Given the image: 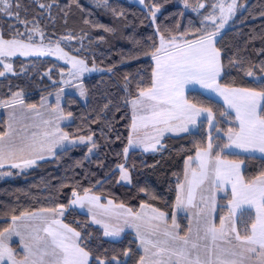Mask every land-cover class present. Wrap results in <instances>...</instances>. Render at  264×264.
I'll return each instance as SVG.
<instances>
[{
    "label": "trees",
    "instance_id": "16d2710c",
    "mask_svg": "<svg viewBox=\"0 0 264 264\" xmlns=\"http://www.w3.org/2000/svg\"><path fill=\"white\" fill-rule=\"evenodd\" d=\"M212 0H188L189 8L201 2ZM13 13H0V36L10 39L20 32L22 22H38L53 36H71L82 40L85 47L73 54L87 60L88 64L100 67L99 75L86 79L84 83L87 102L81 103L76 96H66L63 111L71 113L72 121L63 126L70 138L92 137L95 153L88 156L89 145L65 148L57 151L52 158L40 161L25 172L11 170L10 177L0 180V230L12 223V215L23 212L33 213L41 209H58L64 205L68 209L76 190L83 195L85 189L100 196L103 202L112 200L138 212L142 203L164 211L170 220L174 212L177 183L184 178V165L189 156L196 154V144L207 145L209 133L213 143L223 147L227 140L224 134L235 124L220 115L227 111L224 105L200 91L190 90L186 97L190 102L211 107L215 113L217 126L209 129L203 122L195 132L180 136L165 137L155 153L134 150L125 156L132 122L130 101L136 98L139 86L151 84L152 68L150 55L153 41L159 46V33L165 36L189 32L186 37L200 34V24L191 12L186 11L184 0H146L144 7L128 4L122 0H111L107 8L88 5L85 0H12ZM38 2L46 3L49 10H42ZM243 6L230 26L217 39L216 47L221 51V86L254 87L253 78L245 71L255 66L257 77H264L259 65L264 62V0H239ZM158 7L160 12L152 21L150 8ZM16 12V13H15ZM116 13L115 15L113 13ZM17 16L19 19H17ZM88 23H85V21ZM104 28L112 31L106 32ZM103 37V39H101ZM77 48L78 42L74 43ZM76 49V48H75ZM70 52V53H71ZM243 60L240 65L230 63ZM13 74L0 78V100H7L13 93L21 92L26 103L39 104L41 94L52 90L49 76L57 80L60 71L67 68L50 58H13ZM0 71L3 66L0 64ZM6 130V121L0 117V132ZM219 149H217L218 151ZM247 155L228 153L222 158L237 161ZM244 159L242 175L251 181L264 171V160L255 156ZM125 163L131 183L120 182L118 167ZM144 190V191H142ZM145 192L151 195H145ZM152 196L156 198L153 199ZM228 194L219 198L215 222L228 215ZM243 213V215H241ZM237 217V227L250 230L255 219L253 210H243ZM64 222L80 231L81 245L90 252V264H98L105 259L106 264H115L116 256L125 264H138L142 255L137 238L125 232L121 239L111 241L104 238L102 229L92 223L90 217L77 210L69 209ZM180 234L188 232V217L178 218ZM15 251L19 244L13 243ZM128 252V256L124 253Z\"/></svg>",
    "mask_w": 264,
    "mask_h": 264
},
{
    "label": "snow or ice",
    "instance_id": "6c2138e0",
    "mask_svg": "<svg viewBox=\"0 0 264 264\" xmlns=\"http://www.w3.org/2000/svg\"><path fill=\"white\" fill-rule=\"evenodd\" d=\"M140 2L144 4L146 0ZM98 3L106 6L107 0H98ZM11 4L12 0H0V13L11 15ZM184 4L187 7L188 0H184ZM239 7L242 6L237 4V0L229 3L218 0V3L212 5V12L204 16V21L210 22L214 27L209 29L204 25L199 30L200 34H193L191 39L186 38L188 31L178 36H165L157 26L159 46L153 41L152 50L145 53L154 61L151 84L139 86L136 98L126 101L131 104L133 114L125 154L130 147H141L145 152L158 151L157 145L162 147L161 138L165 133L190 132L203 122L202 117L205 116L209 128L220 132L212 108L187 99L184 93L188 85H199L215 92L223 99L226 109L235 113L236 123L227 129V143L223 147L214 144L209 133L207 145L196 144L195 157L189 156L185 161L184 181L177 183L174 209H182L188 213V232L185 235L180 234L175 211L169 225L164 211L146 203L140 205L141 211L134 212L130 208L125 209L123 205H114L112 200L104 205L101 197L90 194L88 189H85L83 196L76 190L72 192L74 199L70 203L80 208L87 206L92 214V223L103 228L104 236L118 237L125 227L135 231L139 247L144 253L138 264H264V171L251 181H246L241 172L244 159L256 158L253 154L259 153L264 160V77L256 76L255 66L245 71L242 67L244 61L241 59L232 60L230 63L240 65L238 70L245 71V75L253 78L251 83L254 87L221 86L218 82L223 64L221 51L216 47L217 36ZM199 8H205V4L200 3ZM217 8L219 15L216 14ZM158 11V7L149 9L153 22ZM104 31L110 32L112 29L104 28ZM32 33L43 36L39 28L34 27L29 31L26 40L21 38L24 34L18 30L12 39L0 38V57L58 54L59 59H65L71 64L73 71L70 75L73 79H78L84 72L95 70L94 66L90 69L85 60L69 56L59 46V42L54 48L48 49L43 45H36ZM0 63L5 70H11L10 63L3 60ZM259 68L264 72V62ZM4 74V71H0V76ZM61 83H67L63 77ZM77 87L83 97V87ZM59 104L60 94L57 93L56 107L51 109L53 116L43 121L50 130L46 129L40 135H21L16 132L13 123L9 122L8 128L0 132V168L5 165H10L11 168L33 166L36 160L45 159L46 154H52L64 141L74 143L69 140L68 133L61 131L59 121L64 118V113ZM18 105L32 111L37 110L35 104L25 105L20 92L13 93L7 100H0V107L13 109V121ZM47 106V98L42 97L41 107ZM68 115L71 116V113ZM220 115L231 119L228 111L221 112ZM87 139L91 140V137ZM84 140L85 137H79V142L83 143ZM225 149H237L249 155L237 161H227L221 158ZM193 160L197 162L195 168L191 167ZM120 171L121 179L128 180V173L123 165L120 166ZM5 175L11 173L0 172V176ZM226 185H231L232 198L228 203V215L220 217L217 227L212 219V213L217 209L216 193ZM145 195L151 194L145 192ZM198 197L199 203H196ZM243 205L255 208L256 217L251 222L250 230L245 226L241 234L236 215L237 209ZM117 207L123 210L113 211ZM145 208H150L151 211L144 212ZM93 209L103 211L96 213ZM41 211L50 215L38 216L29 212H23L20 216L12 215V223L0 230V264H90L91 254L80 243L81 232L61 219L65 206H59V211L56 208ZM98 216L109 219H99ZM192 218L195 219V228ZM112 219L116 223H112ZM28 220H39L43 227L21 231L18 222ZM24 227L27 229L28 226ZM161 234L167 240L158 239ZM14 236L19 238L20 251H14L11 247ZM128 254L127 251L124 253L125 256ZM112 260L115 264H125L116 256ZM98 264H106V260L99 259Z\"/></svg>",
    "mask_w": 264,
    "mask_h": 264
},
{
    "label": "rangeland",
    "instance_id": "374dc122",
    "mask_svg": "<svg viewBox=\"0 0 264 264\" xmlns=\"http://www.w3.org/2000/svg\"><path fill=\"white\" fill-rule=\"evenodd\" d=\"M110 1L111 0H107V5L104 6L103 4L98 3V0H85V2L88 5H91V6H94V7H103L104 9L108 7V5L110 4L109 3ZM122 1H125L128 4H135L137 6L144 7V4H142L140 2V0H122ZM229 2H231V0H225V3H229ZM201 3H204L205 4V8L200 9L199 8V4L200 3L198 5H196L195 7H191V8L186 7L184 3H182V5L186 9V11L191 12L192 15H194L197 18L198 23L200 24V30L203 28L204 25H207V27L209 29H211V28L214 27V25H211V23L208 22V21H204V16H206L210 12H212V5L214 3H218V0H212L211 2L210 1L209 2L203 1ZM237 4H239V0H237ZM41 5H44V6L41 7ZM38 7L40 9H42V10H45V9L46 10H49V6H47L46 3L38 2ZM243 7H244V5L242 7H239L236 10L235 15L240 10H242ZM194 8L195 9H198V10L197 11H194L193 10ZM14 10H13L12 4H11V9H10L11 13H13ZM159 12H160V9L156 13V15ZM216 14L219 15V9L218 8L216 9ZM12 15H14V13ZM235 15H233L227 21V23L224 25V27L220 30V32H219V34L217 36V39L230 26V24H231L232 20L234 19ZM151 18H152V21H153L152 15H151ZM34 27H38L39 30H40V32L43 33V36H41V35H39L37 33H32L33 40L35 41L36 45H38V46L43 45L46 49H48V48H54L56 46L57 42H59V46L63 49L64 52H67L69 56H73V57H76L78 59H83V60H85L87 66L90 69L93 68V65L88 64V62H87L86 59H84L82 57H79V56H77V55H75V54H73L71 52V51H78V50L81 49V47H85V44L83 43L82 40L76 41V39L73 38V37H71L70 35L69 36H67V35L66 36H53V35H48L49 33L44 28H42V26L38 22H34V21H32V22H22V28H21L20 33H23L24 36L21 37V38H23V39L26 40L29 31L31 29H33ZM0 38H2V37L0 36ZM12 38H10V39H12ZM159 39H160V37H159ZM76 42H78L80 44V47L78 46V48H77L76 46H74L75 45L74 43H76ZM15 57H20V58H23V59H26V58H50V59L55 60L57 63H60L61 65L66 66V68H67L65 71H60L59 72L57 80H55V79L53 80V79H50L49 78V81H50L51 86L54 85L55 88L41 94V100H40L39 104L37 105V110L36 111H32V110L28 109L25 106L18 105L17 106V109L15 111V117L16 118L13 121L12 120V115H11L12 112H13V109L0 107V117H3L4 120L6 121V129L8 128L9 122H12L13 123V126H14V128L16 130V132L19 133V134H21V135H23L25 133L27 135H29V136H31L32 133H37V135H40V134L43 133L44 130H46V129L50 130L49 126L46 125V124H44L43 121L44 120H47V119H50L53 116V113H52L51 109L54 108V107H56V104H57V93L60 94V104H59V107L62 110H63V105L65 103V98H66V96H69V95L76 96L80 100L81 103H86L87 102V94H86V91H85V87H84V83L83 82L86 79L90 78V77L99 75L103 71L100 67H97V66L94 65L95 70L84 72L78 79H73L72 76L70 75V72L73 71L72 70V67H71V64L68 63V62H66L65 59H59L58 58V54L50 53V54H46V55H29V56H21V55L17 54L15 56H11V57H0V60H3L5 63H10L12 65L11 70L8 71V70H5L4 69V65L2 63H0L3 66V71L5 73L3 76H0V78L5 77L7 75L13 74V71H14V69H13V58H15ZM49 72H50V70L48 72H46V73H49ZM47 76H50V74L47 75ZM62 77H63V80L66 81L67 83H61ZM53 81H55V83ZM77 85H80V86L83 87V89L85 91V95L83 97L80 95V92L78 90ZM61 88L63 89L62 92L60 91ZM42 97H46L47 98V105H48L47 107H41ZM22 98L24 99L25 105H28L26 103V100H25L23 94H22ZM226 110L229 111L228 109H226ZM37 112L40 113V114H37ZM63 113H64V111H63ZM234 118H235V116H234ZM71 121H72L71 116L66 115L64 113V118L59 121V125H60V128H61V131L62 132H65L63 130V126L69 124ZM235 123H236V121H235ZM87 138L88 137H85L84 142L81 143V142H79V138H70L69 137V140L70 141H74V143H70L69 141H64L61 146H59V147H57V148L54 149V151H53L52 154H50V155L46 154L45 159L52 158L57 151L63 150L65 148L74 147V146H81V145H89L90 146L91 151L89 149L88 156H91V155H93L95 153V147L93 146V139H92V137H91V140H88ZM132 148L133 147H130L129 148L128 153L125 154V156H127L130 151H134V150H137V151H140L142 153H145L142 150L132 149ZM155 152H157V151H155ZM155 152L152 151L150 153H155ZM45 159H42V160H45ZM42 160H39V159L36 160V163L33 166H30V167H27V168H24V167H22V168H11L10 165H5L4 168H0V172H10L12 169L13 170H18V171H21V172H25V171L29 170L30 168L34 167L37 163H39ZM17 162H19V161H17ZM122 165L125 167V163H123ZM120 166L118 167V170L119 171H120ZM191 167H193V168L197 167V163L195 161H192ZM184 169H185V165H184ZM126 171L128 173V180H122L121 179V171H120V182L122 184L129 185L131 183V176H130L129 170L126 169ZM184 174H185V170H184ZM9 177H10V175L0 176V180H3L5 178H9ZM183 181H184V178H183ZM227 187H228V185H226L223 190H220V191H218L216 193L217 208L220 206L219 198L220 197H225V195L228 194V191L226 190ZM90 194L96 195V194H94L92 192H90ZM222 194H223V196H222ZM83 195H81V196H83ZM96 196H98V195H96ZM228 196H229V200H228V202L226 204L227 207H228V203L230 201V195L228 194ZM73 199H74V197H73ZM107 202H108V199L106 200V202H103V199L101 198V203L102 204L107 205ZM196 203H199V197L197 198ZM113 204L116 205L115 203H113ZM244 206L245 205H243L242 207H244ZM124 208L125 209H128V207H126V206H124ZM69 209L77 210V211H79L81 213H84V214L88 215L90 217V219L92 220V214L89 213L87 206H85L84 208H80V207L75 206V205H72L70 203L68 209L65 208L64 215L61 217V219H62L63 222H64V220H63L64 219V216H65L66 212ZM239 209H237V214H238V210ZM122 210L123 209H120L118 207L113 209V211H117V212L122 211ZM246 210H248V209H246ZM57 211H59V208L57 209ZM102 211H103L102 209H93V212H96V213H99V212H102ZM139 211H141V209ZM143 211L144 212H150L151 209L150 208H145V209H143ZM174 211L176 212V220H177V223L178 224H179L178 218L181 215H184V216H187L188 217V228H189L190 217H189L188 213L185 210H182V209H174ZM192 211L194 212L195 209H193ZM216 211H217V209H216ZM216 211L214 213H212V219H213V222L215 224H216V222H215ZM33 213H36L38 216H48V215H50V213H48V212H42V211H36V212H33ZM239 214L236 215V221H238L237 220V217L239 216ZM226 216H227V214H226ZM98 218L99 219H104V220H108L109 219L108 217H105V216H98ZM167 221H168V224L170 225L171 224V221H172V217H171L170 220L167 217ZM111 222L112 223H116L115 219H112ZM191 222H192L193 228H195V219L192 218V221ZM18 224L21 225V229H20L21 231H25V230L31 231L35 227H43V225L41 224V222L39 220H36V221H31V220H28V221H19ZM24 225H27L28 226L27 229L24 227ZM95 225L99 226L102 229V231H103V228L99 224H95ZM216 226L219 227V223H217ZM142 231H143V229H142ZM125 232H130L131 234H133L136 237V233H135V231L133 229L128 228V227H125L124 230L120 233V235L118 237L113 238V237H106V236H104V238L107 239V240H111V241H117V240H119V239L122 238V236L124 235ZM179 232H180V230H179ZM40 234L43 235V233H40ZM151 238L152 239H157V237H151ZM158 239H160V240L163 241V240H167V237H164L161 234L158 237ZM13 243H18L19 244V238L14 236L12 238L11 247H12V244ZM138 244H139V241H138ZM19 248H20V244H19ZM139 249H140V251H141V253L143 255L144 254L143 253V250L140 247H139ZM14 251H15V249H14Z\"/></svg>",
    "mask_w": 264,
    "mask_h": 264
},
{
    "label": "crops",
    "instance_id": "0c3cea01",
    "mask_svg": "<svg viewBox=\"0 0 264 264\" xmlns=\"http://www.w3.org/2000/svg\"><path fill=\"white\" fill-rule=\"evenodd\" d=\"M153 61V60H152ZM153 65H154V61H153ZM222 74V73H221ZM220 79V78H219ZM219 82V81H218ZM190 90H197V91H200V92H202L203 94H205V95H207V96H209V97H211V98H214V99H216V100H218V101H220L223 105H224V101H223V99L220 97V96H218L215 92H212V91H210V90H208V89H203V88H201L199 85H188L187 87H186V89H185V96H186V94H187V92L188 91H190ZM225 106V105H224ZM130 108H131V113L133 114V111H132V106H131V104H130ZM234 116H235V113L232 111V110H230V109H228ZM203 120H206L207 121V119H206V116L205 117H202V121ZM208 128H209V125H208ZM198 129V127L197 128H195V129H193L192 131H190V132H187V133H192V132H195L196 130ZM210 129V128H209ZM142 132H143V130H142ZM187 133H179V134H173V133H171V132H167V133H165L164 135H163V137L161 138V142H162V140L165 138V137H167V136H180V135H183V134H187ZM226 134V133H225ZM225 136V138H226V140H227V136L226 135H224ZM141 138H143V136H142V133H141ZM157 147L159 148L160 147V145H157ZM132 149H138V150H142L143 152H145L144 150H143V148H141V147H133ZM226 151L228 152V153H236V154H242V155H249V154H247V153H243V152H241V151H239V150H237V149H231V150H228V149H226ZM150 152H152V151H148V152H145V153H150ZM254 156H257V157H260V154L259 153H255V154H253ZM222 158V157H221ZM222 159H224V160H228V159H225V158H222ZM193 161H195V160H193ZM228 161H232V160H228ZM196 162V161H195ZM197 163V162H196ZM242 170H243V164L241 165V172H242ZM226 190L228 191V194L230 195V200H231V198H232V190H231V185H228V187L226 188ZM222 196H223V194H222ZM217 203V202H216ZM246 209H250V210H253L255 213H256V209L255 208H252V207H249V206H247V205H245L244 207H242V208H240L239 210H238V214L241 212V211H243V210H246ZM237 214V215H238ZM255 217H256V214H255Z\"/></svg>",
    "mask_w": 264,
    "mask_h": 264
}]
</instances>
